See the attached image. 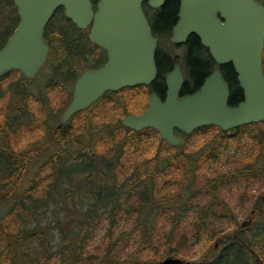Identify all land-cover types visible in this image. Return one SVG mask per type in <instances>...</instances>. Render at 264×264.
I'll return each mask as SVG.
<instances>
[{
	"label": "trees",
	"instance_id": "1",
	"mask_svg": "<svg viewBox=\"0 0 264 264\" xmlns=\"http://www.w3.org/2000/svg\"><path fill=\"white\" fill-rule=\"evenodd\" d=\"M175 5L176 0H169L156 20L161 28L169 30L175 22ZM61 12L64 16L61 9L55 16L59 17ZM18 23L14 0H0V49ZM66 23L52 20L45 33L51 45L47 64H51L57 51L63 52L62 59L57 64L54 61L48 89L74 84L88 67L84 51L92 49L88 31L77 29L69 20ZM87 43L89 47L85 46ZM185 51L181 57H175L159 49L154 91L161 93L165 75L178 59L190 71L183 95L198 90L216 69L197 39H191ZM221 70L231 88L230 105L235 106L244 99L238 76L233 66ZM11 77L17 78L6 81ZM35 80L15 70L0 77V264H45L55 256L59 257V264H152L153 257H135L130 262L112 258L121 239L129 234L135 235L138 245L145 249L164 245L169 247L167 256L177 257L189 256L185 247L191 239L207 237L214 242L209 253L199 261L191 260L192 264H264V245L245 232L257 228L264 233V193L254 201L256 209L250 212L249 221L243 223H239L222 195L227 184L242 177H264V122L228 132L218 128L195 151L185 152L180 145L173 147V155H162V148L168 143L160 137V149L140 160L137 154L144 142V131H157L125 128L115 113L105 117V125L95 127L93 123L96 104L103 105L106 97L119 92L105 94L91 108L76 114L72 118L74 122L79 120L76 133L69 137L54 122L58 112L51 108L48 90L34 87ZM68 91L61 114L72 98V89ZM30 100L38 102L45 112L40 121ZM147 106L145 102L142 109ZM42 128L41 136L21 149L15 147L16 135ZM208 128L211 127L202 129ZM246 131L250 132L252 143L243 165L201 179V166L222 161L223 147L232 138L243 137ZM132 154L135 161L130 171L121 174L127 156ZM171 167L178 171L177 176H169ZM195 202L199 208L188 220L189 209ZM121 210L125 216H133L134 226L129 233L116 230ZM102 213L110 218L104 233L107 246L92 253L88 237ZM220 217H228L233 229L218 228L216 219ZM161 221L170 227L160 233L155 224Z\"/></svg>",
	"mask_w": 264,
	"mask_h": 264
},
{
	"label": "water",
	"instance_id": "2",
	"mask_svg": "<svg viewBox=\"0 0 264 264\" xmlns=\"http://www.w3.org/2000/svg\"><path fill=\"white\" fill-rule=\"evenodd\" d=\"M167 0H15L19 24L0 49V76L13 70L26 78L38 75L48 59L44 32L60 7L79 29L91 25V40L108 52V61L85 70L76 80L73 97L58 127L89 109L110 91L151 85L157 78V40L143 9L144 2L159 8ZM196 34L219 65L232 64L244 99L230 105L231 88L220 69L214 70L192 93L182 95L185 76L177 64L166 76L163 101L149 97L141 114H129L121 125L140 132L151 128L169 145L178 147L180 130L189 135L199 128L216 126L228 132L264 122V5L257 0H181L179 21L172 41L181 44ZM159 264H192L167 256Z\"/></svg>",
	"mask_w": 264,
	"mask_h": 264
},
{
	"label": "rangeland",
	"instance_id": "3",
	"mask_svg": "<svg viewBox=\"0 0 264 264\" xmlns=\"http://www.w3.org/2000/svg\"><path fill=\"white\" fill-rule=\"evenodd\" d=\"M264 2V0H261ZM59 18L57 19L58 22L66 23V20L62 19L61 15L62 12L59 14ZM67 24V23H66ZM86 33V32H85ZM78 37V36H77ZM85 40L87 39V36L84 35L83 37ZM164 39L162 40L161 47L159 48L163 50L165 47ZM86 47H89V44L87 43L85 45ZM175 51L177 49H174ZM85 54L87 55V66L94 63L93 58H91L90 52H88V48H84ZM182 51H185L182 50ZM63 52L57 51V55L53 57L52 60H50L51 64H47L40 74L36 77V80L33 82L34 87H42L44 90H48V95L50 98V104L51 108L56 110L58 112V115L55 118V124L59 123L61 113L59 112L61 107L64 106L65 102L68 100V90L72 89L74 84L71 85L66 84V86H55V87H48V80L50 79L49 75L51 73V70L53 68V64L55 61V64L58 63L62 59ZM85 59V58H84ZM95 59V58H94ZM48 63V62H47ZM183 67V73L186 76L190 74V71L185 68L184 62L181 60L180 62ZM89 64V65H88ZM85 68H87L85 66ZM84 68V69H85ZM83 69V70H84ZM81 72V71H80ZM18 76L17 74H15ZM17 77H11L10 79H7L6 81H10L11 79H15ZM143 87V88H142ZM149 99V93L147 92V89L144 88V86L132 88V89H125L124 91H121L117 93L114 96H108L104 100V104L101 105V103L96 104L94 109V115H93V123L95 127H100L101 125H105L107 121L105 120V117L111 113H115L116 117L122 119L125 117V115L134 113V114H140L142 113V105L145 102H148ZM71 101V100H70ZM31 109L34 113V115L39 119L45 116V112L43 109H41L40 104L34 100H30ZM68 106V105H67ZM66 109V108H65ZM55 114V113H54ZM56 115V114H55ZM79 120L70 121L66 125V127L62 128L65 135L71 137L73 134L76 133V122ZM53 122V123H54ZM264 126V124H262ZM218 131V127H211L208 129H201L198 131H195L189 136H185L182 133H178V136L182 139V148L185 152H193L195 151L203 142H205L206 138L211 137L212 135L216 134ZM144 142L142 147L140 148L137 157L140 160L147 159L151 156H153L159 149V138L160 134L151 132V131H144ZM43 134V128L36 130L35 132L29 133V132H22L19 133L14 137V145L17 149H21L25 147L30 141H32L35 137L41 136ZM244 136L240 138H232V141L225 147H223V158L222 161L218 162H212L208 164H203L200 169V178L204 179L206 177L215 176L218 173H225L229 172L231 169H233L236 166L243 165V163L246 161L247 156V150L248 146L252 143L250 139V132L246 131L243 133ZM169 144H164V147L162 148V155L165 154H175L176 151L173 149V146ZM127 160L125 161V166L121 169V174H126L128 171H130L131 164L135 161L134 156L129 155L127 156ZM171 174L169 176H172L176 174L178 175V171L170 168ZM168 173V172H166ZM262 193H264V177H242L237 182L229 183L222 189V195L223 199L226 203H228L231 206V209L233 213L236 215L237 219L239 220V223L247 222L249 221L250 212H252L254 209H256L254 205V201L257 198H262ZM199 208V204L195 202L191 208L189 209L190 212L188 214V220L196 213V211ZM120 218L117 221L116 224V230H126L128 233L134 226V220L133 216L128 217L125 216L123 210L120 211ZM110 218L106 213H102L99 218L96 220V223H94V227L92 229V232L90 236L88 237V245L91 249L92 253H95L96 251H99L103 248H106L107 242L104 240V233L109 226ZM216 225L218 228L222 230H232L233 229V222L228 217H220L216 219ZM170 227L166 221H161L157 224H155V230L157 232H165L167 228ZM248 232L249 235L256 239V242L259 243V245H264V233L260 232V229H249ZM57 234V232L55 231ZM259 235V236H257ZM135 235H125L123 239H121L119 245L114 249L113 251V257L115 261L122 262L127 261L130 262L132 259L136 257L137 259H145L146 257H153L152 264H159L161 260L165 259L167 257V250L168 246L164 245H156L154 247H149L145 249L144 247L139 246L137 242V237L134 238ZM55 241L54 243H56ZM214 242H210L207 237H202L200 239H191L186 244V249L189 254V256H179V258L184 260H193V261H199L202 259L206 253H209V247ZM146 246V245H145ZM60 259L58 256H55L51 261L45 263V264H59Z\"/></svg>",
	"mask_w": 264,
	"mask_h": 264
},
{
	"label": "flooded vegetation",
	"instance_id": "4",
	"mask_svg": "<svg viewBox=\"0 0 264 264\" xmlns=\"http://www.w3.org/2000/svg\"><path fill=\"white\" fill-rule=\"evenodd\" d=\"M260 3L264 4L263 1L261 0H258ZM98 2V1H97ZM97 2H94V10L96 11L97 9ZM168 2L169 0H167L165 2V4L159 8H155V7H151L149 5L148 2H144L143 4V9L146 13V16L149 20V23L151 25V28H152V33L154 35V37L156 38L157 40V43H158V46H157V50H156V55H155V59H156V64H157V68H158V52H159V48L161 47V43H162V40L164 39V42H165V47L161 48V51L162 52H165L167 54H174L175 57H181L186 51H182V50H187V44L190 42L191 39L195 38L198 40V44L199 46L201 47L202 50H204V52L208 55L209 59L213 62V65L216 66V69H222L226 66H233L232 64H226V65H219L218 63H216V61L213 59V57L211 56V53L208 49V47L204 46L201 39L199 38V36H197L196 34H191L187 41L184 42V43H181V44H175L173 43L172 41V37H173V30L175 28V26L177 25L178 21H179V12H180V6H181V0H176V5L175 7H173L172 11L174 13V10H176V13H175V22L172 24V26L170 27V29L168 30L167 29H164V28H161V25H158L157 24V19L158 17L161 15V13L163 12V10L166 8V6L168 5ZM61 9V8H60ZM62 10V9H61ZM63 20L65 19L66 22L69 20L71 24L74 25V23L65 16H62ZM57 19H60L59 17H56L55 14L52 16V18L50 19L49 23L47 24L46 26V29H45V33L48 29V27L50 26L52 20H56L57 22ZM157 20V21H156ZM66 24V23H65ZM75 26V25H74ZM76 27V26H75ZM15 30V29H14ZM84 31H88V37H89V44L91 45L92 49H90V54H91V58L92 61L94 60V63L91 64L89 66V68H85L82 72H84L85 70L87 69H97V68H100L102 67L103 65L106 64V62L108 61V52L103 49L102 47L98 46L97 44H95L91 38H90V33H91V25L85 29ZM14 32V31H13ZM45 38H46V35H45ZM47 40V39H46ZM48 41V40H47ZM49 42V41H48ZM50 44V43H49ZM175 47V48H174ZM174 49H177L176 51ZM50 50H51V45H50ZM172 50V51H171ZM95 58V59H94ZM181 60L178 59L176 62L173 63L172 67L170 68V70L166 73L165 75V78H164V89H162L161 93H158L157 91H154L153 88H154V82L149 85V86H144V88L147 89V92L149 93V97L152 93H157L160 98L164 101L165 98H166V92H167V83H166V76L172 72L175 68V66L177 64H180L181 65V69H182V72H183V67H182V64L180 63ZM234 68V67H233ZM215 69V70H216ZM214 71V70H213ZM159 72V71H158ZM184 74V73H183ZM185 76V75H184ZM207 78V77H206ZM185 83H186V78H185ZM185 85V84H184ZM143 88V87H142ZM147 109V108H146ZM144 109L142 111V113L146 110ZM130 114H134V113H130ZM141 114V113H140ZM128 115V114H127ZM177 132V131H176Z\"/></svg>",
	"mask_w": 264,
	"mask_h": 264
}]
</instances>
